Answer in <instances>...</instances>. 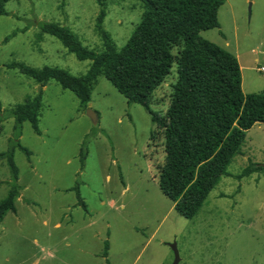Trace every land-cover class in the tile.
I'll list each match as a JSON object with an SVG mask.
<instances>
[{
    "label": "rangeland",
    "instance_id": "374dc122",
    "mask_svg": "<svg viewBox=\"0 0 264 264\" xmlns=\"http://www.w3.org/2000/svg\"><path fill=\"white\" fill-rule=\"evenodd\" d=\"M103 2L104 28L122 49L141 22L144 5L140 0ZM6 10L8 15L0 16L2 108L9 110L40 91L43 107L40 135L25 122L18 139L13 117L0 124V153L14 150L23 187L17 212L0 222V264H67V258H98L94 264H105V241L111 264H173L174 243L180 264H264V170L237 178L252 163L264 165V124L248 132L242 155L229 166L231 175L211 192L200 213L185 218L160 189L159 167L166 158L163 131L142 105L129 103L101 76L84 108L58 82L43 87L7 67L23 62L86 74L92 62L80 61L56 37L41 35V26H66L85 46L102 51L98 0H9ZM218 18L220 27L201 37L238 55L244 93L263 92L264 0H227ZM180 50L173 46L172 52L178 56ZM177 80L174 64L153 94L152 109L162 116ZM89 110L98 114L97 124ZM17 140L32 152L30 158L13 149ZM12 176L7 161L0 160V182L12 181ZM77 185L92 217L77 206L72 190ZM9 190L8 184L0 186V200Z\"/></svg>",
    "mask_w": 264,
    "mask_h": 264
},
{
    "label": "trees",
    "instance_id": "16d2710c",
    "mask_svg": "<svg viewBox=\"0 0 264 264\" xmlns=\"http://www.w3.org/2000/svg\"><path fill=\"white\" fill-rule=\"evenodd\" d=\"M0 0V16L8 15L6 3ZM144 14L140 24L122 49H118L104 28L107 16L103 0L98 17V32L104 49L98 51L85 46L68 27L55 22L41 26V35L59 39L64 47L80 61L92 65L83 76H75L65 69L45 66L34 68L23 62L8 64L9 69L33 79L45 87L50 81L72 91L87 108L98 79L110 81L129 103L142 105L154 125L162 129L166 158L159 167L161 191L175 203V210L185 218H195L211 192L224 177L234 159L242 155L248 132L256 124H264V91L245 94L242 71L237 56L221 46L201 37L203 31L220 27L218 13L227 0H140ZM15 35V34H14ZM10 39L6 38L5 43ZM173 46H181L178 56ZM177 64L178 80L165 116L151 106L154 92L171 74ZM43 92L28 97L24 103L3 110L0 101V124L10 117L15 119L16 137H21L22 126L29 122L37 134ZM19 148L29 158L32 152L19 140ZM6 160L12 181L8 195L0 200V222L8 213H16V202L23 187L19 184V169L14 161V150L0 153ZM82 166L85 155L82 154ZM263 171L252 163L238 179ZM81 205L84 204L78 185L75 187ZM106 244L105 257H107ZM106 264H110L107 260Z\"/></svg>",
    "mask_w": 264,
    "mask_h": 264
},
{
    "label": "crops",
    "instance_id": "0c3cea01",
    "mask_svg": "<svg viewBox=\"0 0 264 264\" xmlns=\"http://www.w3.org/2000/svg\"><path fill=\"white\" fill-rule=\"evenodd\" d=\"M237 58H238V55H237ZM240 66H241V71L243 70V66L241 65L240 63ZM243 83H244V80L242 79V88H243ZM246 94V93H245ZM82 168H84L82 166ZM20 180V179H19ZM125 184V182L123 183V185ZM72 190H75V188H73ZM81 193V191H80ZM81 195V194H80ZM76 196H77V206L81 207L90 217L93 216V214L91 213V211H89V208H88V205L87 203L85 202V200L83 199L82 195H81V198L84 202V204L86 205V208H84L81 203H80V200L78 198V195H77V192H76ZM21 197V196H20ZM19 197V198H20ZM18 198V200H19ZM17 200V201H18ZM36 202V201H35ZM173 202V201H172ZM174 203V202H173ZM36 204H38V202H36ZM36 206V205H35ZM17 207V206H16ZM174 209H175V203H174ZM6 218V217H5ZM63 222H57L55 227L56 228H61L62 227V224ZM106 244H108V249H107V257H105V252H106ZM104 253H103V259H104V262L105 264L107 263V260L109 261V263L111 264L110 262V258H109V252H110V244H109V241H105V247H104ZM45 259V258H43ZM50 259H53V258H50ZM98 258H67V264H94V261L97 260ZM39 261H41V259L37 260V263H39ZM98 261V260H97ZM126 264H129L128 262H126Z\"/></svg>",
    "mask_w": 264,
    "mask_h": 264
},
{
    "label": "water",
    "instance_id": "95a60500",
    "mask_svg": "<svg viewBox=\"0 0 264 264\" xmlns=\"http://www.w3.org/2000/svg\"><path fill=\"white\" fill-rule=\"evenodd\" d=\"M252 1V0H251ZM252 2L250 3L249 5V11L251 12L252 11ZM88 116L92 119V121L97 124L99 122V117H98V114L92 110H89L87 112ZM264 167V165H262ZM172 249L174 250V253H175V260L173 262V264H180L181 262V257H180V253H179V250L177 248V245L176 243L172 244L171 245Z\"/></svg>",
    "mask_w": 264,
    "mask_h": 264
},
{
    "label": "built area",
    "instance_id": "2783aa9c",
    "mask_svg": "<svg viewBox=\"0 0 264 264\" xmlns=\"http://www.w3.org/2000/svg\"><path fill=\"white\" fill-rule=\"evenodd\" d=\"M259 71L264 72V68H260Z\"/></svg>",
    "mask_w": 264,
    "mask_h": 264
}]
</instances>
